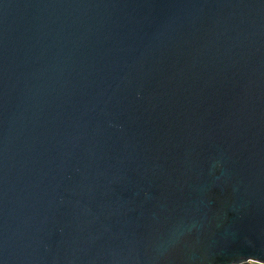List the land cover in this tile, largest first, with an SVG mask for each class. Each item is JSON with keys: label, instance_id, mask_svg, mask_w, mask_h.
<instances>
[{"label": "water", "instance_id": "1", "mask_svg": "<svg viewBox=\"0 0 264 264\" xmlns=\"http://www.w3.org/2000/svg\"><path fill=\"white\" fill-rule=\"evenodd\" d=\"M264 264V0H0V264Z\"/></svg>", "mask_w": 264, "mask_h": 264}, {"label": "trees", "instance_id": "2", "mask_svg": "<svg viewBox=\"0 0 264 264\" xmlns=\"http://www.w3.org/2000/svg\"><path fill=\"white\" fill-rule=\"evenodd\" d=\"M241 264H257L256 262H252V261H247V262H244V263H241Z\"/></svg>", "mask_w": 264, "mask_h": 264}, {"label": "rangeland", "instance_id": "3", "mask_svg": "<svg viewBox=\"0 0 264 264\" xmlns=\"http://www.w3.org/2000/svg\"><path fill=\"white\" fill-rule=\"evenodd\" d=\"M252 262H256V261H252ZM257 264H261V263H258V262H256Z\"/></svg>", "mask_w": 264, "mask_h": 264}]
</instances>
